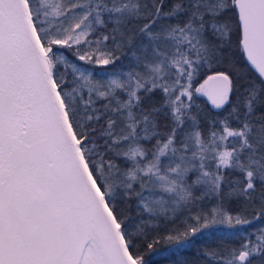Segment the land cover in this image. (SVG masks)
Instances as JSON below:
<instances>
[{
  "label": "snow or ice",
  "instance_id": "obj_1",
  "mask_svg": "<svg viewBox=\"0 0 264 264\" xmlns=\"http://www.w3.org/2000/svg\"><path fill=\"white\" fill-rule=\"evenodd\" d=\"M0 264H264V0H0Z\"/></svg>",
  "mask_w": 264,
  "mask_h": 264
},
{
  "label": "trees",
  "instance_id": "obj_2",
  "mask_svg": "<svg viewBox=\"0 0 264 264\" xmlns=\"http://www.w3.org/2000/svg\"><path fill=\"white\" fill-rule=\"evenodd\" d=\"M225 231H226L225 229H217V230H215L216 235H218V236L223 235L225 233ZM211 242H212V238L209 237V243H211ZM158 247H160V246H158Z\"/></svg>",
  "mask_w": 264,
  "mask_h": 264
}]
</instances>
